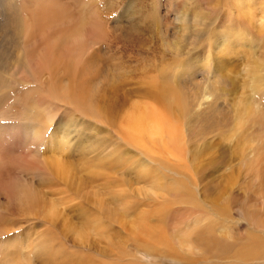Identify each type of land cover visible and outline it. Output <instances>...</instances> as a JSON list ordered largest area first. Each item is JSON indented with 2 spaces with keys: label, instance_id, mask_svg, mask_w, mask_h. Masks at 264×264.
Masks as SVG:
<instances>
[{
  "label": "rangeland",
  "instance_id": "rangeland-1",
  "mask_svg": "<svg viewBox=\"0 0 264 264\" xmlns=\"http://www.w3.org/2000/svg\"><path fill=\"white\" fill-rule=\"evenodd\" d=\"M0 131V264H264V0H0Z\"/></svg>",
  "mask_w": 264,
  "mask_h": 264
},
{
  "label": "bare ground",
  "instance_id": "bare-ground-1",
  "mask_svg": "<svg viewBox=\"0 0 264 264\" xmlns=\"http://www.w3.org/2000/svg\"><path fill=\"white\" fill-rule=\"evenodd\" d=\"M58 2V1H57ZM17 4V3H16ZM53 12V11H52ZM56 14H58V13H56ZM55 14V15H56ZM51 16V15H50ZM15 20V23H16V21H17V17H16V19H14ZM21 20V19H20ZM46 20V19H45ZM48 20V19H47ZM22 21V20H21ZM21 21H19L20 23H21V25H20V27H18V31H17V29H16V31L17 32H19L20 33V31H21V29H22V22ZM42 21V20H41ZM18 22V23H19ZM28 22V21H27ZM42 23V22H41ZM19 26V25H18ZM39 26V25H38ZM49 27V26H48ZM18 33V34H19ZM74 34H75V32H73ZM61 37V36H60ZM59 37V38H60ZM77 37V36H76ZM61 39V38H60ZM71 40V39H70ZM75 41H77L76 39H75ZM60 42H61V40H60ZM74 42V41H73ZM62 43V42H61ZM64 43V42H63ZM29 45V44H28ZM63 45V44H62ZM81 45V44H80ZM27 59H29V58H27ZM25 62H26V60H25ZM169 94V95H172V89L171 88H167L166 90H165V92H161V93H157V95L159 96V97H161L162 95H164V94ZM136 109L137 110H134L135 112H133V113H131V114H129L128 115V119L129 120H127V132H128V135L130 136V137H133V136H135L136 134L137 135H139V133L140 132H142V131H147V133H149L150 134V136L151 137H153L155 134H161V132L162 131H165V126H166V124H165V122H160L157 118H152L151 117V115L147 112V111H145V109L143 108L142 110H141V108L139 107V106H136ZM3 128V127H2ZM140 130V131H139ZM2 131V130H1ZM1 131H0V133H1ZM3 132V131H2ZM5 133V132H4ZM0 135H2V134H0ZM128 136V137H129ZM58 157H52V159H45V163L47 164V165H49V167L51 166L52 167V163H53V161L55 160L56 161V159H57ZM57 164L54 166V168H55V171L57 172V174H61V175H64V174H67L66 173V168H65V166H64V164H63V162H60L59 160L56 162ZM35 167H37V166H35ZM44 168V167H43ZM45 169V168H44ZM51 169V168H50ZM54 174H56V173H54ZM21 187V186H20ZM26 187V186H25ZM19 192H21L20 194H17V195H19V197L18 198H16V196H15V198H14V201H15V199H18L17 201H16V203L19 205V209H21V208H23L25 211L24 212H27L26 214H30L31 215V213H37V212H39V214H40V211L41 210H43V213H44V216H45V218H48V220H53V221H51V222H54V220H56V218L58 217V211H57V208L55 207V209H54V205H53V202L49 199H45L43 196L42 197H40V196H36V195H33V194H30V193H26V192H28V191H25V190H23V191H19ZM37 193V192H36ZM40 195H42V194H40ZM94 195V194H93ZM97 197V196H96ZM96 197H94V198H96ZM10 199H13L12 197L10 198ZM39 201V202H38ZM99 203V202H98ZM102 202H100V204H101ZM101 208V207H100ZM123 210V209H122ZM147 210V209H146ZM130 211V210H129ZM22 212V211H21ZM42 212V211H41ZM110 213V212H109ZM147 213V212H146ZM113 215V214H112ZM114 216V215H113ZM137 216V215H136ZM144 216V215H143ZM110 217V216H109ZM48 222H50V221H48ZM123 223V222H122ZM54 224V223H53ZM98 224V223H97ZM100 224H102L101 222H100ZM125 224V223H124ZM131 224V223H130ZM62 225H66V223L64 222V224H62ZM133 225H134V228L133 229H135L136 230V233L138 232V231H142L143 230V226H144V220H143V218H141V217H139V219H136V220H134L133 221ZM71 226V225H70ZM94 226V225H93ZM97 226V225H96ZM95 226V227H96ZM98 226H100L99 224H98ZM66 227H68V226H66ZM101 227V226H100ZM73 228V227H72ZM150 228V227H149ZM69 229V228H68ZM148 229V228H147ZM146 229V230H147ZM3 230V229H2ZM69 230H71L72 231V229L70 228ZM149 230V229H148ZM76 231V230H75ZM83 234H84V232L82 231V230H80ZM154 231V230H153ZM77 232V234L78 235H80V233L81 232H78V231H76ZM143 232V231H142ZM81 233V234H82ZM50 235H52V234H50ZM50 235L48 236L49 238H50ZM77 235V236H78ZM85 235V234H84ZM84 235H80V236H83L84 237ZM140 235V234H139ZM138 235V236H139ZM148 237V236H147ZM152 236L150 235V238H151ZM48 238V239H49ZM7 239V238H6ZM50 239H52V238H50ZM11 240V239H10ZM49 241V240H48ZM159 241H160V238H155L154 239V241H152V242H158L159 243ZM186 241V240H185ZM53 241H50V243H52ZM151 242V241H150ZM44 243H46V245H48V252H49V254H50V256L49 257H51V258H47L46 260L48 261V264H66V262H60V263H58L59 261H53V256L52 255H54L53 253L54 252H52L51 251V248H50V246H49V244H47V242L46 241H44L43 242V245H44ZM83 243V242H82ZM253 245V244H252ZM62 246V245H61ZM247 246H249V245H247ZM251 246V245H250ZM19 248H20V246H19ZM43 248V247H42ZM44 249V248H43ZM42 249V250H43ZM45 249H46V247H45ZM45 249H44V251H45ZM22 250V249H21ZM53 250V249H52ZM66 250V249H65ZM4 251H6V250H4ZM46 253H47V250L45 251ZM9 254V253H8ZM72 254V253H71ZM7 255V254H6ZM55 256V255H54ZM27 257V256H26ZM18 258V257H17ZM22 258V257H21ZM67 258V256H65V257H62V259H66ZM14 260V259H13ZM20 260V259H19ZM21 260H22V262H21ZM20 260V264H27L26 262H24L23 261V258ZM28 260V259H27ZM69 260V259H68ZM16 261V260H15ZM61 261H63V260H61ZM8 262V261H7ZM12 260H11V264H12ZM19 262V261H18ZM28 262V261H27ZM30 262V261H29ZM43 262H45V261H43ZM69 262V261H68ZM2 264H4V263H2ZM7 264V263H6ZM9 264V263H8Z\"/></svg>",
  "mask_w": 264,
  "mask_h": 264
}]
</instances>
